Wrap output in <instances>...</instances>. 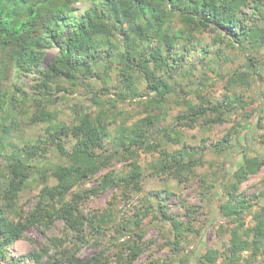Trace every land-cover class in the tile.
<instances>
[{
  "label": "trees",
  "instance_id": "trees-1",
  "mask_svg": "<svg viewBox=\"0 0 264 264\" xmlns=\"http://www.w3.org/2000/svg\"><path fill=\"white\" fill-rule=\"evenodd\" d=\"M77 3L86 5L83 11L77 12ZM205 32L214 34L211 45L199 41ZM52 48L57 55L44 68L46 52ZM263 48L264 0H0V264H18L11 259V247L30 227L46 229L56 220L78 236L87 226L97 234L113 230L117 240L129 235L120 243L118 264H132L143 253L142 226L152 217V223L169 228L167 241L178 256L191 234L200 235L201 230L195 225L199 207L182 203L187 222L168 212L164 200L174 193L155 192L130 219H116L110 207L86 208L90 194L109 188L141 192L150 176L174 179L181 186L196 180L209 206L219 186L215 203L227 220L219 231L230 238L221 249H208L197 257L199 264H250L260 258L264 264V206L254 210V199L264 197V178L259 194L248 196L240 190L263 169L264 156L245 153L233 171L227 172L224 163L222 173L201 174L206 154L223 155L232 148L243 125L237 121L222 139L203 137L199 145L188 144L180 129L209 132L245 111L249 102L241 91L263 78L264 66L256 56ZM196 53L203 54L201 61H193ZM237 54L245 55L246 63L231 75L212 68ZM207 69L224 82V100L206 93ZM112 72L118 84L114 92L107 83ZM32 73L38 77L28 92L20 82ZM93 78L104 86L94 88ZM82 84L87 93L72 105L73 121L68 123L56 109L65 99L60 93L74 92ZM127 102L140 111L131 114ZM173 110L178 113L172 123L161 127ZM36 123L46 124L40 137L22 146L4 144L9 133ZM71 137L76 140L72 150L66 147ZM260 137L263 146L264 131ZM52 150L64 164L51 169L35 164L47 163ZM114 160L124 162L126 169L96 177ZM215 164L209 162L211 169ZM49 173L56 185L49 184ZM92 179L100 182L99 188L73 193ZM34 185L42 189L28 210L20 205V195ZM248 216L252 226L247 225ZM48 241L57 253L34 249L30 258L35 264H105L100 256L78 260L63 238Z\"/></svg>",
  "mask_w": 264,
  "mask_h": 264
},
{
  "label": "rangeland",
  "instance_id": "rangeland-1",
  "mask_svg": "<svg viewBox=\"0 0 264 264\" xmlns=\"http://www.w3.org/2000/svg\"><path fill=\"white\" fill-rule=\"evenodd\" d=\"M85 7L86 5L84 3H77L76 10L77 12H81ZM244 11L248 16L251 15L250 9L246 8ZM213 37L214 34L212 32H205L199 36V41H201L203 45H211ZM183 43L180 42L179 46L181 47ZM56 55L57 50L55 48L47 50L46 58L43 64L44 68ZM244 56L245 55L242 54L233 55L226 61H217L216 63L219 64L213 65L212 68L220 75L229 76L245 65L246 57ZM256 56L260 60L261 66H264V48L261 49ZM201 57H203V54L200 55L196 53L192 59L193 61L198 62L201 61ZM206 73L208 74L207 85L209 86L206 93L209 97H214L215 99L221 101L224 100V95L226 94V90L223 88L224 82H221L219 76H217L212 70L207 69ZM37 77L38 75L35 73L23 76L21 78L20 86L23 90L30 92V85L35 83ZM262 77L263 78L259 79L250 90L243 89L241 91L244 99L249 103L245 111H240L236 117L232 116V122H228L224 125H218L215 129L209 132H203L200 127L196 129L180 128L183 131L185 141L188 144L199 145L202 143L203 137L205 138L209 136L210 139L213 140L222 139L237 121H240L243 125L240 132L237 134V139L235 140L233 147L226 151L223 155H219L213 151L208 152L205 156L206 164L202 169H199L198 173L202 174L208 171H217L222 173V166L224 163L226 164L227 172L233 171L242 164L245 153L249 154V156H264V145L262 146L259 142L262 140L260 133H263L264 131V69ZM90 83L97 90L104 86V82L102 80H97L96 78H93ZM107 83L114 92V87L118 85L116 81V72H112L110 80H108ZM82 86L83 84L81 86L74 87V92L69 91V93H60V95H65V99L62 98L56 105V109L59 110L60 119L65 120L68 123L73 121L71 107L74 103L78 102V100H81L83 95L87 93L86 89ZM111 96L115 97L114 94H111ZM85 104L88 103L85 102ZM128 104L130 103L127 102L125 107L131 114L136 115V112L140 111L135 104ZM177 113L178 110L171 111L167 119L161 122V127L171 124ZM131 122L132 121H130V123ZM45 127L46 124L44 123H36L34 125L26 124L20 131H13L6 135L3 142L6 145L12 143L17 146H22L23 142L27 139L40 137ZM113 129L114 126L111 127L112 132ZM211 143V141L207 142L208 145H211ZM75 144L76 140L71 137L66 147L72 150ZM58 155L59 153L57 151L52 150L51 153L48 154L47 163L36 162L35 164L47 169H51L58 164H64V161L60 159ZM147 160L144 161L146 162ZM209 162H216L217 164H215L211 169ZM124 169H126L124 162L114 160L112 161V165L99 172L96 177H101L111 170L121 172ZM147 174L149 175L150 173L147 172ZM48 176L49 184L52 186L56 185L57 181L51 176V173H49ZM263 178L264 167L260 173L251 176L246 182H244L241 185L240 190L245 192L248 196L259 194ZM39 180L40 179H38V181ZM99 184L100 182L96 179L86 181L84 185L75 187L73 189V193L79 189L81 190L82 188L92 191L95 188H99ZM143 186L144 189L141 192H123L118 188H109L105 191H100L98 195L90 194V197L87 200L88 202H86V208L103 211L104 209L110 207L112 209L111 212L115 215L116 219H130L134 216L136 211L143 209V200L145 198H148L155 192L168 190L174 193V196L164 200V205L171 215H182L181 220L187 222L188 219L185 216L186 210L182 208V203L185 202L188 205L199 207L195 216V225L196 229H200L201 232L200 235L193 232L189 238V243H184L181 247V253L176 256L167 241V238L170 236L168 234L169 228L162 227L159 222L152 223V217H150L145 220L144 225L142 226V229L145 231L143 240L144 244L142 248L143 253L132 264H165L166 262L170 264H199L197 257L205 253L206 250L221 249L224 244L226 245L228 243L230 234L219 231L221 226H227L226 218L221 216L218 204L215 203L216 198L219 197V190L217 191L219 186L215 191V200L210 205H213L214 208L211 211L210 206L206 204L200 195L201 188L196 180H192L188 186H181L178 184L177 180L174 179L168 180L165 178H155L150 176L147 177ZM41 189L42 186L34 185L22 192L20 195V205L26 206L28 210H31L37 201V195H39ZM72 197L73 195L70 194L68 199L71 200ZM254 203H257L254 210L258 209V207L264 206V197L255 198ZM84 214L88 215V211L86 210ZM246 221L248 226H252L254 224L252 216H248ZM82 234L83 235L78 236L73 232L65 231L63 221L61 220H56L49 228L46 229L43 227H30L27 230L25 237L18 240L11 247L10 256L11 259L16 261L18 264H35L30 258L31 252L34 249L39 250L42 248H48L49 255L56 254L58 249L54 248V246L49 243L48 239L51 237H59L64 239V244H66L65 247L68 250L71 252L76 251L77 259L82 262H86L95 256H100V261L105 264H118V254L122 249V247H120V243H123L125 240L130 238L129 235L125 234L121 237V239L117 240L115 239L116 234L113 230L106 231L103 234H97L88 226L85 228V233ZM244 255H247V253H244ZM221 261L222 259H219L218 263H221ZM65 263L69 264L67 262ZM245 263L248 262H243V260H241V264ZM261 263V258L256 262H250V264Z\"/></svg>",
  "mask_w": 264,
  "mask_h": 264
}]
</instances>
